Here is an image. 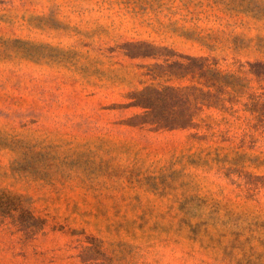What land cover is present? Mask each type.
Wrapping results in <instances>:
<instances>
[{
    "label": "rangeland",
    "instance_id": "374dc122",
    "mask_svg": "<svg viewBox=\"0 0 264 264\" xmlns=\"http://www.w3.org/2000/svg\"><path fill=\"white\" fill-rule=\"evenodd\" d=\"M0 264H264V0H0Z\"/></svg>",
    "mask_w": 264,
    "mask_h": 264
}]
</instances>
